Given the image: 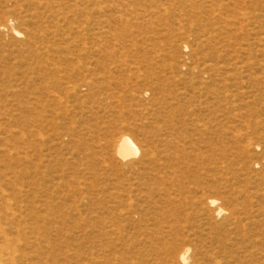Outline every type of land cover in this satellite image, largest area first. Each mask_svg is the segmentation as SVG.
<instances>
[{"label":"rangeland","instance_id":"374dc122","mask_svg":"<svg viewBox=\"0 0 264 264\" xmlns=\"http://www.w3.org/2000/svg\"><path fill=\"white\" fill-rule=\"evenodd\" d=\"M0 176L64 264H226L244 209L264 250V0H0Z\"/></svg>","mask_w":264,"mask_h":264},{"label":"bare ground","instance_id":"6f19581e","mask_svg":"<svg viewBox=\"0 0 264 264\" xmlns=\"http://www.w3.org/2000/svg\"><path fill=\"white\" fill-rule=\"evenodd\" d=\"M11 21L14 20L11 19ZM12 32L14 35L20 36L15 28L12 29ZM116 149V153L121 159L136 156L139 151L133 140L126 135L117 141ZM1 177L0 264H64L63 195L58 191L57 195L59 196H51L48 198L50 201L44 203L41 201L43 204L40 207L43 211L38 212L33 208L34 204L31 205L28 201L31 194L35 195L34 191L31 189L24 191L15 185L8 188ZM63 186L61 180L57 184L56 190ZM208 204L215 206L216 201L209 200ZM224 211L221 207H217L215 210L217 216L223 214ZM259 213L258 210L249 212L244 209L243 219L238 221L242 233L240 255L230 256L226 264H264V250L258 248L260 243L258 239L260 222L257 220ZM188 252L189 248H182V250L173 253L172 258L177 264H185L188 260Z\"/></svg>","mask_w":264,"mask_h":264}]
</instances>
